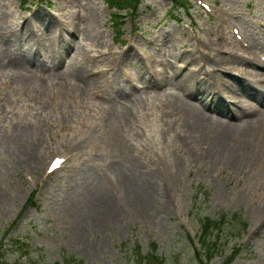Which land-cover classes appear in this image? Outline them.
<instances>
[{"label": "rangeland", "instance_id": "rangeland-1", "mask_svg": "<svg viewBox=\"0 0 264 264\" xmlns=\"http://www.w3.org/2000/svg\"><path fill=\"white\" fill-rule=\"evenodd\" d=\"M126 9L0 0V261L200 264L209 216L211 264H264V108L228 89L264 74V0Z\"/></svg>", "mask_w": 264, "mask_h": 264}, {"label": "trees", "instance_id": "trees-1", "mask_svg": "<svg viewBox=\"0 0 264 264\" xmlns=\"http://www.w3.org/2000/svg\"><path fill=\"white\" fill-rule=\"evenodd\" d=\"M106 1L109 3L110 0H106ZM111 1H113V4L115 3L117 7H123V4L124 7H128V6H132L134 2L137 0H111ZM199 191L204 192L202 186L196 187L195 194H198ZM28 200L29 202H31V198H29ZM220 221L221 218L215 219V218H210L209 216L205 217L204 219H200L201 231L198 237L200 247L199 249L195 248V255L198 261L200 262V264H211L210 260L214 256L215 242L207 239L210 238L209 235L212 231V228L215 225H218ZM21 248L22 245L20 243H16L13 248V251L17 252L18 250H22V249L25 250V248L22 249ZM134 248H135V253H134L135 264H164L165 261L164 258L157 253L156 243L151 242L149 250L145 252H142L140 250L139 244H135ZM237 250L238 247L237 248L233 247L230 254L225 257L224 262L225 263L230 262L234 257L235 253L237 252ZM64 261L65 264H82L81 259H78L72 255H69L66 258L64 256Z\"/></svg>", "mask_w": 264, "mask_h": 264}, {"label": "bare ground", "instance_id": "bare-ground-1", "mask_svg": "<svg viewBox=\"0 0 264 264\" xmlns=\"http://www.w3.org/2000/svg\"><path fill=\"white\" fill-rule=\"evenodd\" d=\"M25 58L26 57H21V58H19V60L22 62V61L26 60ZM250 66L251 65H248L247 67H250ZM231 75L233 77L232 81H236V80H239V79L243 78V76H241V75L240 76L239 75H235V74H231ZM256 76H257V78H256L257 79V83L260 86L261 85L263 86V84H264V74L263 75L259 74V75H256ZM254 79H255V77H254ZM257 83L255 84L252 81L250 83H244V82H239L238 81L235 84H231L232 87L229 86L228 89L229 90H231V89L232 90H240V92H242L244 94H247V96H251V97L255 98L258 101V102L256 101V103H258L259 106H262L264 108V89H262V87L257 85ZM259 102H260V104H259ZM246 109H249V107H247ZM246 109L245 110L241 109V110H238V111L241 114L246 113V114H249L250 117H252L253 113L250 112V111H247ZM261 116H262V113H258L257 114V117H261ZM199 119L201 120V117H199ZM250 119H251L250 121H253L254 118H250ZM100 226H103V224H101Z\"/></svg>", "mask_w": 264, "mask_h": 264}, {"label": "snow or ice", "instance_id": "snow-or-ice-1", "mask_svg": "<svg viewBox=\"0 0 264 264\" xmlns=\"http://www.w3.org/2000/svg\"><path fill=\"white\" fill-rule=\"evenodd\" d=\"M59 163H60V162H59V161H57V162H56V164H54V165H53V167H55V166H56L57 164H59Z\"/></svg>", "mask_w": 264, "mask_h": 264}]
</instances>
